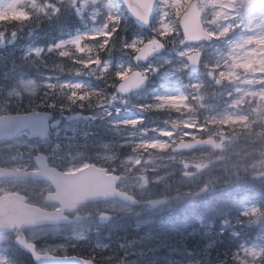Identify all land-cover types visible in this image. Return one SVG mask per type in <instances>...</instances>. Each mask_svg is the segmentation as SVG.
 I'll list each match as a JSON object with an SVG mask.
<instances>
[{
  "label": "clouds",
  "instance_id": "clouds-1",
  "mask_svg": "<svg viewBox=\"0 0 264 264\" xmlns=\"http://www.w3.org/2000/svg\"><path fill=\"white\" fill-rule=\"evenodd\" d=\"M69 17L0 70L47 125L0 138V264H142L163 220L207 241L169 264H264V0H0V52Z\"/></svg>",
  "mask_w": 264,
  "mask_h": 264
},
{
  "label": "rangeland",
  "instance_id": "rangeland-1",
  "mask_svg": "<svg viewBox=\"0 0 264 264\" xmlns=\"http://www.w3.org/2000/svg\"><path fill=\"white\" fill-rule=\"evenodd\" d=\"M133 34V33H131ZM22 42H19V44L15 49H12L10 51H7V55L10 59L11 55L18 53L20 46ZM3 57L6 58V55L3 53H0V59ZM5 64L0 63V70L3 68ZM235 192L243 193V192H253L258 191V189L254 186H248V185H241L238 188L234 189ZM180 224V228L178 231H186L185 236L189 239V249L186 250L184 247V244L181 242L178 246H170L171 244H174L172 241H166L162 240L158 237H154L151 241L148 242V250L146 254L148 253V256H144L142 258V264H146V262L149 261H155L156 264H169L170 261H187L189 259H196V258H202L204 255V246L206 244V240L201 239L200 237H191L187 235V231H190L189 229H184L182 227V223L180 221H177ZM139 236V235H138ZM234 246L230 241L225 239V242L223 244ZM169 246V247H168ZM216 249L212 250V259L217 260L220 259V252H216ZM30 264V263H28Z\"/></svg>",
  "mask_w": 264,
  "mask_h": 264
},
{
  "label": "water",
  "instance_id": "water-1",
  "mask_svg": "<svg viewBox=\"0 0 264 264\" xmlns=\"http://www.w3.org/2000/svg\"><path fill=\"white\" fill-rule=\"evenodd\" d=\"M45 121L46 118L38 114L21 119L9 117L6 120H0V138L13 136L26 128L31 130L33 135L45 136L47 133ZM41 167L46 168V162H42Z\"/></svg>",
  "mask_w": 264,
  "mask_h": 264
},
{
  "label": "bare ground",
  "instance_id": "bare-ground-1",
  "mask_svg": "<svg viewBox=\"0 0 264 264\" xmlns=\"http://www.w3.org/2000/svg\"><path fill=\"white\" fill-rule=\"evenodd\" d=\"M180 228V224L177 221L173 220H163L159 221L156 224H154L151 228V231L155 233V237H158L162 240L166 241H172L174 244H171L170 246H178L179 243H183L186 250L189 249V239L187 236H185L186 231H178ZM132 228H128V232H131ZM148 231V229H146ZM169 247V246H168ZM148 248L146 249L147 252ZM145 256H148V253L145 254ZM222 258V256H220Z\"/></svg>",
  "mask_w": 264,
  "mask_h": 264
},
{
  "label": "trees",
  "instance_id": "trees-1",
  "mask_svg": "<svg viewBox=\"0 0 264 264\" xmlns=\"http://www.w3.org/2000/svg\"><path fill=\"white\" fill-rule=\"evenodd\" d=\"M58 23H60V28L61 30H68V31H71V30H74L75 28H78L79 27V22L73 20L72 18L69 20V22L65 19H61ZM59 26V25H58ZM58 26H54L51 30L52 31H48V34L49 36L51 37V35L53 37H56V31H58ZM68 26V27H67ZM139 30L138 28L134 25V23L131 25V29H130V32H129V35H131V33H138ZM65 34V32H62V35ZM229 247H227L228 249Z\"/></svg>",
  "mask_w": 264,
  "mask_h": 264
},
{
  "label": "flooded vegetation",
  "instance_id": "flooded-vegetation-1",
  "mask_svg": "<svg viewBox=\"0 0 264 264\" xmlns=\"http://www.w3.org/2000/svg\"><path fill=\"white\" fill-rule=\"evenodd\" d=\"M129 223H131V222H129Z\"/></svg>",
  "mask_w": 264,
  "mask_h": 264
}]
</instances>
